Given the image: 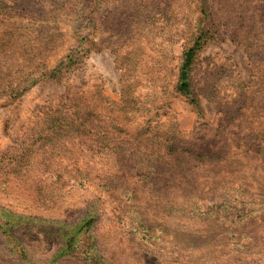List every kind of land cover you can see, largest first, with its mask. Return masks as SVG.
I'll return each instance as SVG.
<instances>
[{
    "label": "rangeland",
    "instance_id": "374dc122",
    "mask_svg": "<svg viewBox=\"0 0 264 264\" xmlns=\"http://www.w3.org/2000/svg\"><path fill=\"white\" fill-rule=\"evenodd\" d=\"M261 136L264 0H0V264H264Z\"/></svg>",
    "mask_w": 264,
    "mask_h": 264
},
{
    "label": "trees",
    "instance_id": "16d2710c",
    "mask_svg": "<svg viewBox=\"0 0 264 264\" xmlns=\"http://www.w3.org/2000/svg\"><path fill=\"white\" fill-rule=\"evenodd\" d=\"M202 45H203V40L200 37L197 39V41L194 43V45L192 47H190L189 49H187L185 51V53L183 55V62L181 64V67L179 70L178 81H177V86H176V90L180 94H182L186 97H191L190 102L193 105V107L197 110L199 109V103H198L197 99L195 98V96L193 95L191 73H192V69H193L192 66L194 64V60L197 56V53L202 48ZM69 123L70 122L61 123L60 127H62L64 124L66 127H68L71 125ZM80 125H82V123ZM65 126H64V128L66 129ZM252 135L254 136V134H252ZM263 137L264 136H261L260 138H257L256 140H262ZM213 154H215V152L211 151L208 154H205L201 157L212 160ZM179 167L180 166L175 167V170L173 172L174 174L176 173V170L180 171L181 168H179ZM182 167H184V166H182ZM90 221H91L90 219L83 220V222H82L83 224H79L80 225L79 229L84 228L87 224H89ZM67 239H68V244L65 245L66 249L62 248V250L58 253L59 255H62L63 251H65L64 253H70L71 250L74 248L75 244L78 243V241H79V239L77 240V238H67Z\"/></svg>",
    "mask_w": 264,
    "mask_h": 264
}]
</instances>
